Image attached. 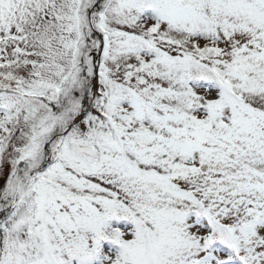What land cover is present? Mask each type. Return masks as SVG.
Returning a JSON list of instances; mask_svg holds the SVG:
<instances>
[{
    "label": "snow or ice",
    "instance_id": "snow-or-ice-1",
    "mask_svg": "<svg viewBox=\"0 0 264 264\" xmlns=\"http://www.w3.org/2000/svg\"><path fill=\"white\" fill-rule=\"evenodd\" d=\"M0 264H264V0H0Z\"/></svg>",
    "mask_w": 264,
    "mask_h": 264
}]
</instances>
